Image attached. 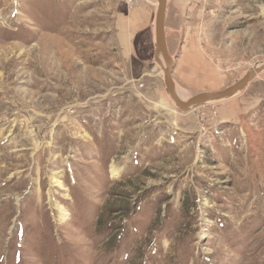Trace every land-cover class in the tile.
I'll use <instances>...</instances> for the list:
<instances>
[{
	"label": "rangeland",
	"instance_id": "1",
	"mask_svg": "<svg viewBox=\"0 0 264 264\" xmlns=\"http://www.w3.org/2000/svg\"><path fill=\"white\" fill-rule=\"evenodd\" d=\"M154 3L0 0V264H264V72L179 111ZM165 35L183 97L223 90L264 0H168Z\"/></svg>",
	"mask_w": 264,
	"mask_h": 264
},
{
	"label": "water",
	"instance_id": "2",
	"mask_svg": "<svg viewBox=\"0 0 264 264\" xmlns=\"http://www.w3.org/2000/svg\"><path fill=\"white\" fill-rule=\"evenodd\" d=\"M168 0H156V7L153 16V62L161 69L163 86L166 95L174 107L181 112H186L192 108L209 103L221 102L233 98L243 91L256 77L264 72V63L248 70L236 82L223 90L216 92H201L182 100L176 91V86L172 79L174 60L171 57L165 35V19ZM161 56L164 65L159 61Z\"/></svg>",
	"mask_w": 264,
	"mask_h": 264
},
{
	"label": "bare ground",
	"instance_id": "3",
	"mask_svg": "<svg viewBox=\"0 0 264 264\" xmlns=\"http://www.w3.org/2000/svg\"><path fill=\"white\" fill-rule=\"evenodd\" d=\"M159 61H160V63H161L162 65H164L161 56H159ZM263 63H264V61L258 62L255 66H253V68H255V67H259V66H261ZM253 68H252V69H253ZM159 69H160V68H159ZM160 72H161V69H160ZM176 91H177V90H176ZM177 94H178V96H179L182 100H185V97H183L178 91H177Z\"/></svg>",
	"mask_w": 264,
	"mask_h": 264
},
{
	"label": "crops",
	"instance_id": "4",
	"mask_svg": "<svg viewBox=\"0 0 264 264\" xmlns=\"http://www.w3.org/2000/svg\"><path fill=\"white\" fill-rule=\"evenodd\" d=\"M153 6H154V11H153V16H154L155 7H156V0H155V3L153 4ZM167 8H168V2H167ZM167 8H166V12H167ZM223 117H224V118H222L223 121L224 120L229 121V120H231L232 115H229V114L228 115H223Z\"/></svg>",
	"mask_w": 264,
	"mask_h": 264
},
{
	"label": "built area",
	"instance_id": "5",
	"mask_svg": "<svg viewBox=\"0 0 264 264\" xmlns=\"http://www.w3.org/2000/svg\"><path fill=\"white\" fill-rule=\"evenodd\" d=\"M126 4H130L132 0H125Z\"/></svg>",
	"mask_w": 264,
	"mask_h": 264
}]
</instances>
